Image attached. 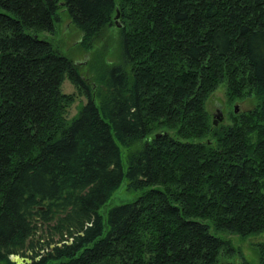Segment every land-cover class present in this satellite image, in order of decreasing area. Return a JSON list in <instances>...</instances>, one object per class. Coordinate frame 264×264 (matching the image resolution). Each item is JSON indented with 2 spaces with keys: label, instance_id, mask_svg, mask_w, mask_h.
<instances>
[{
  "label": "trees",
  "instance_id": "trees-1",
  "mask_svg": "<svg viewBox=\"0 0 264 264\" xmlns=\"http://www.w3.org/2000/svg\"><path fill=\"white\" fill-rule=\"evenodd\" d=\"M59 10L84 49L117 13L90 83L45 36ZM222 81L252 101L213 124ZM263 230L264 0H0V262L232 264L220 234Z\"/></svg>",
  "mask_w": 264,
  "mask_h": 264
},
{
  "label": "rangeland",
  "instance_id": "rangeland-1",
  "mask_svg": "<svg viewBox=\"0 0 264 264\" xmlns=\"http://www.w3.org/2000/svg\"><path fill=\"white\" fill-rule=\"evenodd\" d=\"M59 20L55 23L54 34L45 33V36L59 48V50L66 56L70 57L74 62L78 72L87 81H92L93 71L101 60L108 62V65H114L120 60L119 37L117 25L114 19L108 25L101 28L100 33L92 39L91 47L84 49L78 45L79 31L71 23L68 16L63 10L58 11ZM114 18V15H113ZM117 20V16L115 17ZM118 22V20H117ZM61 90L66 93H72L73 99L67 106V116H71L78 109L81 103H84L86 97L82 89H78L68 79L64 78L60 84ZM230 92L225 81L220 82L208 96L205 106L209 113V118L217 119V112H220L221 118L217 121L223 123L229 122L228 115L232 113L233 104H235V111L241 110L250 106L252 101L251 96H234L229 95ZM234 111V112H235ZM121 150V162L125 163L124 152L127 147L119 145ZM130 148V147H129ZM136 192L126 190L125 179L122 178L119 185L112 191L106 202L100 207L101 214L111 205L130 200ZM220 235L227 237L231 245L235 248L234 252L227 255L229 263L240 264L246 260L247 264H256V248L257 243H264V230L257 233L240 235L235 233L222 232ZM259 244V245H260ZM0 264H3L0 262Z\"/></svg>",
  "mask_w": 264,
  "mask_h": 264
},
{
  "label": "water",
  "instance_id": "water-1",
  "mask_svg": "<svg viewBox=\"0 0 264 264\" xmlns=\"http://www.w3.org/2000/svg\"><path fill=\"white\" fill-rule=\"evenodd\" d=\"M116 16H117V13L115 12L113 19H114V23L118 26L119 23L115 19ZM233 110L234 111L236 110L235 109V104H233ZM216 116H217V119L216 118H212L211 119V121H212L213 124H215L217 122V120L221 118L220 112H217ZM157 134H158V132H156L154 134V136H156ZM9 259L12 260L15 264H25L26 262L29 261V257H27V256H21V255H18V254H10L9 255Z\"/></svg>",
  "mask_w": 264,
  "mask_h": 264
}]
</instances>
